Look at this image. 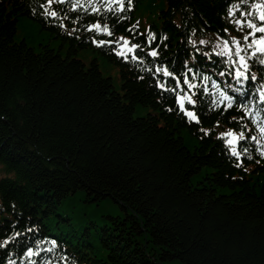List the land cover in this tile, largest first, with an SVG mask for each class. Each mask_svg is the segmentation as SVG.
Segmentation results:
<instances>
[{"label":"trees","instance_id":"16d2710c","mask_svg":"<svg viewBox=\"0 0 264 264\" xmlns=\"http://www.w3.org/2000/svg\"><path fill=\"white\" fill-rule=\"evenodd\" d=\"M252 1L0 0V264H264V119L212 43Z\"/></svg>","mask_w":264,"mask_h":264},{"label":"rangeland","instance_id":"374dc122","mask_svg":"<svg viewBox=\"0 0 264 264\" xmlns=\"http://www.w3.org/2000/svg\"><path fill=\"white\" fill-rule=\"evenodd\" d=\"M152 20L151 16L149 14H138L137 16V24L140 27H148L147 21ZM236 41L235 39L233 41H229L226 39L218 38L214 42V46L222 53L225 54L233 63H235L236 66V73L241 72L244 73L242 70V67L245 66V62L247 58L252 55L253 51H248V49L253 46L252 43L245 45V44H239L238 47L234 43ZM227 42V44H225ZM238 53V54H237ZM243 58V59H241ZM109 73L110 76H113L115 78V85L117 89H120V80L118 79V73L115 69H110L109 72H106V74ZM245 73V77H246ZM264 100V95L262 96ZM227 133H232L233 135H226ZM225 135L227 136V142L231 146V149L233 151L237 150V143L240 139L244 137V133L242 132H234L232 130H226ZM229 141H232L230 144ZM3 171L2 167H0V173ZM78 197V196H77ZM74 200L66 213L75 216V220L78 222L84 223L88 222L89 219H93L94 221H98L101 223L104 220V217L110 216V215H116L118 206L115 203L110 202H104L100 206L91 205L86 206L85 204H82L77 200ZM65 212V211H63Z\"/></svg>","mask_w":264,"mask_h":264},{"label":"snow or ice","instance_id":"6c2138e0","mask_svg":"<svg viewBox=\"0 0 264 264\" xmlns=\"http://www.w3.org/2000/svg\"><path fill=\"white\" fill-rule=\"evenodd\" d=\"M51 2H52V0H49V3H51ZM60 2H63V0H60ZM129 3H130V0H129ZM122 7H123V5H122V3H121V8H122ZM257 7H264V5H258ZM97 11H98V9H97ZM48 14L51 15V16H55V15H56V13H55L54 11H50ZM258 19L261 21V25H260V26H257L256 24H253V23H249L248 26H249L250 28H253V29L255 30V32L264 33V12H262V13L259 15ZM237 23H239V21H237ZM95 27H96V28H99L100 26H99V25H96ZM255 32L251 33V35H255ZM108 34L111 35V33H108ZM245 39H247V37H245ZM125 43H127V41H125ZM201 43H203V41H202ZM234 43H235V44L237 45V47H238L239 42H238V41H234ZM257 43L260 44V45H264V37L260 38V39L257 41ZM225 44H227V42H225ZM257 52L259 53V56H258V62H259L260 64L264 65V47H260V48H258V49H257ZM237 54H238V53H237ZM121 55H122V53H121ZM151 55H152V56H156L157 53H156L155 51H153V52L151 53ZM254 55H255V53H254ZM241 59H243V58H241ZM245 66H246V62H245ZM158 71H161V69H158ZM162 71H164L165 74L170 75V73H167V70H166V69H163ZM236 75H237V78L239 79L241 76H244V73L237 72ZM245 78H246V77H245ZM253 79H255V77H253ZM161 87H163V85H161ZM262 95H264V94H262ZM190 102H191V101H190ZM228 106L231 107V104H229ZM181 107H182V109H183V105H181ZM186 114H187L188 116L192 117L193 119H195V116H194L193 113H191V112H187ZM261 131L264 132V128H262ZM226 135H233V134H232V133H227ZM229 143L231 144L232 141H229ZM234 154H238V153H235V151H234ZM35 254H38V253H32V252H29V255H35Z\"/></svg>","mask_w":264,"mask_h":264}]
</instances>
